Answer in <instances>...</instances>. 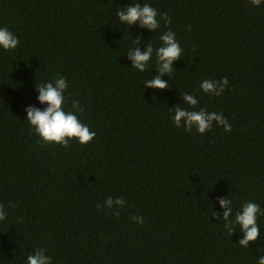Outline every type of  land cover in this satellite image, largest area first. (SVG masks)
Listing matches in <instances>:
<instances>
[{
	"label": "trees",
	"instance_id": "obj_1",
	"mask_svg": "<svg viewBox=\"0 0 264 264\" xmlns=\"http://www.w3.org/2000/svg\"><path fill=\"white\" fill-rule=\"evenodd\" d=\"M135 3L157 9L159 29L120 24L117 10ZM3 27L20 43L0 47V264H26L37 248L51 264H257L264 215L244 248L239 225L230 235L213 213L222 218L220 199L233 221L248 201L264 211V0H0ZM169 29L183 50L161 76L169 87H145L161 75L155 51L143 72L127 52L158 48ZM57 76L64 110L79 101L97 134L87 145L45 143L27 121L28 107H47L35 86ZM224 77L223 95L200 88ZM185 95L232 131L175 127Z\"/></svg>",
	"mask_w": 264,
	"mask_h": 264
},
{
	"label": "clouds",
	"instance_id": "obj_2",
	"mask_svg": "<svg viewBox=\"0 0 264 264\" xmlns=\"http://www.w3.org/2000/svg\"><path fill=\"white\" fill-rule=\"evenodd\" d=\"M251 4L259 7L262 0H250ZM159 13L156 8L149 4H131L128 7L119 8L116 16L122 25L133 26L139 25L141 28H148L155 32L160 28V21L157 19ZM166 25L171 24V19L167 13L161 17ZM140 37L133 40V44L140 43ZM161 46L154 49L151 44H147L144 49L139 47L130 48L127 52V57L132 63V68L143 72L149 65V61L155 51L157 71L160 76H154L152 79L145 81V87L166 89L169 84L165 82L161 76L169 75L173 71L174 62L182 55V48L176 39L175 32L170 29L160 36ZM19 38L14 35L7 27L0 28V47L4 50L16 49L19 45ZM229 81L227 77L222 80L205 79L201 82L200 88L211 95H223L225 88L228 86ZM39 91V101L41 104H46L47 107L41 110L36 107H28L27 121L32 126V131L37 134L45 143H56L67 147L69 139H78L80 144L87 145L96 137V132L91 131L90 128L82 124L78 118L77 113H83L84 109L80 106L79 101L72 102L74 111L66 112L64 110L65 97L64 93L68 88L66 78L57 76L53 82H44L35 86ZM185 103L189 108L177 106L172 112L171 119L175 127L183 126L188 132H191L193 127L200 134L210 131L213 122L222 126L225 132H231L232 126L227 118L222 113L209 112L206 108L196 109L198 103L197 99L191 95L183 97ZM191 109V110H190ZM221 208L224 209L222 218L214 212L213 216L222 219L226 223L224 228L228 234H233L235 225H239L243 237L239 241L241 247L247 248L250 242H255L260 236L259 225L257 223L258 215H264V211L255 202H245L241 209L236 211L235 220L230 217L233 214L232 201L230 199H220ZM106 205L109 209L119 205L121 208L125 205V200L118 199L113 202L108 199ZM97 207H101L97 205ZM117 215L119 213L117 212ZM6 218V212L3 205H0V221ZM133 222L143 224V217H132ZM264 251V249H258ZM26 264H51V257L46 255V250L43 248L35 249L27 256ZM257 264H264V256L257 258Z\"/></svg>",
	"mask_w": 264,
	"mask_h": 264
}]
</instances>
